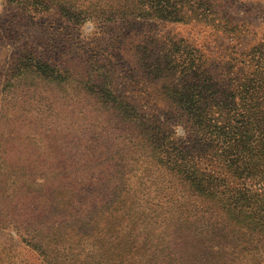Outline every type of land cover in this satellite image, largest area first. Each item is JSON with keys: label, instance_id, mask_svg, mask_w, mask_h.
I'll return each mask as SVG.
<instances>
[{"label": "rangeland", "instance_id": "obj_1", "mask_svg": "<svg viewBox=\"0 0 264 264\" xmlns=\"http://www.w3.org/2000/svg\"><path fill=\"white\" fill-rule=\"evenodd\" d=\"M187 2L206 15L176 23L119 17L98 23L75 16L88 0H0V264H48L42 251L59 264H123V245L134 250L142 242L156 250L167 232L177 241L194 227L162 219L170 183L122 135L116 117L90 115L74 90L100 66L113 75L110 86L128 73L135 86H149L150 76L137 66L136 46L145 48L146 41L150 56L160 57L172 38L218 59L264 37V0ZM27 57L59 63L68 77L19 72ZM82 150H93L86 170L77 165ZM114 163L121 173L102 174L101 166ZM76 176L85 178L80 188ZM108 179L119 182L113 194L97 183Z\"/></svg>", "mask_w": 264, "mask_h": 264}, {"label": "trees", "instance_id": "obj_2", "mask_svg": "<svg viewBox=\"0 0 264 264\" xmlns=\"http://www.w3.org/2000/svg\"><path fill=\"white\" fill-rule=\"evenodd\" d=\"M203 10L198 12L187 0H88L75 16L98 23L115 17L176 23L186 17L200 20L207 13ZM171 39L161 47L160 57L148 54L149 41L145 48L136 46L137 66L150 76L149 86H135L131 73L110 86L107 80L113 75L105 66L90 74L92 81L74 84L76 99L88 113L116 117L122 135L170 183L162 195L169 208L162 219L194 226L181 231L177 241L167 232L156 250L142 242L134 250L123 245V264H264V37L218 59ZM25 60L19 62V72L51 81L68 77L59 63ZM92 152L77 153L79 169L89 168L86 159ZM105 167H100L102 174L114 168L121 173L120 163ZM83 179L76 176L77 188ZM111 182L97 183L113 194L119 182ZM42 253L48 264H59Z\"/></svg>", "mask_w": 264, "mask_h": 264}]
</instances>
